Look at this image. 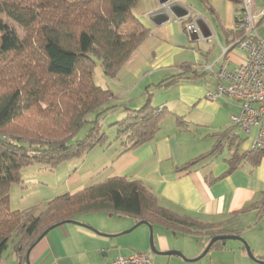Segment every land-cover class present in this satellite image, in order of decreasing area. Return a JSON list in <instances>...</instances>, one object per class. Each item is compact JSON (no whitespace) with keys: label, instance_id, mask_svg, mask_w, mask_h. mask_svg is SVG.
I'll use <instances>...</instances> for the list:
<instances>
[{"label":"crops","instance_id":"crops-1","mask_svg":"<svg viewBox=\"0 0 264 264\" xmlns=\"http://www.w3.org/2000/svg\"><path fill=\"white\" fill-rule=\"evenodd\" d=\"M170 1L183 6L192 17L178 20L171 15L167 22L157 26L150 18L159 8L158 0H139L134 9L135 16L149 29V35L117 73L120 81H125L126 100L122 101L126 104L113 111H118L116 122L124 119L129 111L147 103L143 99L144 82L151 87L159 86L187 66L191 72L185 74L186 78L164 87L169 96L149 100L152 107L165 112L159 129L151 140L132 149L122 137L120 144L111 142L95 147L52 168L57 180L50 196L53 199L73 193L114 176L138 180L156 196L162 208L234 232L225 235L241 237V224H260L264 219V156L257 165L246 162L229 172L227 158L234 151L225 146L219 153L210 154L217 134L232 127L230 118L239 113V107L227 97L207 99L216 90L215 73L222 67L221 48L234 37V18L240 5L228 0H208L207 4L199 0ZM254 1L255 12L260 13L264 0ZM193 20L206 24L201 23V28L204 33L208 32L207 27L210 29V39L190 38L187 28ZM257 23L258 33L264 39V17ZM243 58L242 53L233 51L228 69L239 65ZM207 64L213 71L204 69ZM240 138L238 153L250 151L251 139L243 135ZM198 158L201 159L180 171L179 168ZM23 184H19L22 189ZM42 186L39 182V189ZM16 205L12 210L32 207L20 202ZM73 221L76 224L50 230L32 248L30 264H106L135 253L147 254L153 264H194L200 259L191 260L203 253L212 238L206 231L194 233L160 223L150 224L156 251L179 252L182 257L155 255L150 253V232L146 225L124 234L140 222L131 216L98 212L80 214ZM222 242L218 248L211 247L199 264H257L240 244ZM253 256L264 262L263 252Z\"/></svg>","mask_w":264,"mask_h":264},{"label":"trees","instance_id":"trees-1","mask_svg":"<svg viewBox=\"0 0 264 264\" xmlns=\"http://www.w3.org/2000/svg\"><path fill=\"white\" fill-rule=\"evenodd\" d=\"M138 3L0 0V259L12 241L16 263L26 264L27 250L45 230L87 213L114 212L187 232L206 231L211 237L234 234L176 215L162 208L142 182L117 176L57 196L43 206L14 211L9 208L10 187L22 183V169L36 164L52 169L108 141L99 120L116 108L106 107L113 94L94 83V68L99 62L104 76L114 78L148 37L149 29L134 14ZM233 34L227 44L241 37L235 29ZM181 70L158 87L178 83L191 72L187 66ZM95 111V118L88 120ZM164 114L148 100L113 126L117 137H124L132 149L152 139ZM86 124L85 135L74 140ZM216 137L210 154L219 153L225 146L234 151L227 158L229 172L246 162L257 165L264 156L263 151L253 150L239 154L242 139L235 135L234 127ZM222 243L215 242L212 248Z\"/></svg>","mask_w":264,"mask_h":264},{"label":"built area","instance_id":"built-area-1","mask_svg":"<svg viewBox=\"0 0 264 264\" xmlns=\"http://www.w3.org/2000/svg\"><path fill=\"white\" fill-rule=\"evenodd\" d=\"M254 0H241L234 18V28L241 37L221 48L222 67L215 73L216 90L207 95L214 101L227 97L239 107V113L231 116L235 135L251 139L253 151L264 152V39L258 33L257 20L264 17V8L255 12ZM233 51L244 55L243 61L230 69ZM206 71H213L205 65ZM106 264H153L147 254L135 253L117 257Z\"/></svg>","mask_w":264,"mask_h":264},{"label":"rangeland","instance_id":"rangeland-1","mask_svg":"<svg viewBox=\"0 0 264 264\" xmlns=\"http://www.w3.org/2000/svg\"><path fill=\"white\" fill-rule=\"evenodd\" d=\"M260 4V2H259ZM262 10L264 8V3L262 5ZM16 32L21 35V31L18 27H14ZM262 29V28H261ZM263 29H264V24H263ZM119 75L115 76L114 78H106L104 77L103 74V69L100 65L99 62H96V66L94 68V83L101 87L102 89L110 90L113 94V97L108 101L106 104V107H120L122 104H126L122 101V99H125V92H127V88L125 87V81H120L121 79L118 77ZM143 83V82H142ZM142 91L145 94L143 99H145V102L150 100L154 97H158L157 101L160 100V98H164L169 96V92L167 89L164 87H158L154 85L153 87L148 86V83L145 82L142 84ZM126 100V99H125ZM98 111H95L91 114L88 115V120H92L95 118V115ZM118 111L113 112L110 111L107 114L103 115L101 119L99 120L101 131L105 133V135L108 137V141L106 142V146L108 143H117L120 144L122 142L121 139L122 137H117V129L116 127L113 126V124L116 122V115ZM163 116L161 117V119ZM161 121V120H160ZM89 125H84L82 129L77 133V135L74 137V140L76 139H81ZM84 155V154H83ZM58 165L55 167L57 168ZM53 169L47 168L43 165H33L30 167H26L22 169V182L23 184V189L21 188V185L19 184H13L10 187V192H9V208L10 210L16 209L15 207L17 206L16 204H25L27 203L28 205H38L41 202L47 203L52 199L50 195L52 190L55 186L57 177L52 172ZM32 178V180H31ZM43 184L41 189L38 187V183ZM32 184H35L33 186ZM37 184V185H36ZM15 187V188H14ZM51 197V198H49ZM43 206V204H41ZM14 211V210H12ZM259 223V222H258ZM255 222L253 223H245L241 224L240 228L243 229V232L241 234V238L244 239V241L247 243L249 246L252 254L254 255L255 253H264V219L260 224ZM228 244H240V246H243L240 242L238 241H227ZM13 242L10 241L7 249L4 251L2 260L0 264H16V259L13 256ZM250 259V258H249ZM204 259H200L199 261L195 262L194 264H199L203 261ZM255 263V262H254Z\"/></svg>","mask_w":264,"mask_h":264},{"label":"water","instance_id":"water-1","mask_svg":"<svg viewBox=\"0 0 264 264\" xmlns=\"http://www.w3.org/2000/svg\"><path fill=\"white\" fill-rule=\"evenodd\" d=\"M158 4H159V8L158 10L151 15L150 21L154 24V25H162L163 23L167 22L170 18V16L172 15L175 19H184V18H191L192 14L189 13L188 10H186L183 6H180L179 4L173 3L170 0H158ZM202 24H204L206 26V24L204 22H201ZM201 23L197 20H193L192 24L188 26L187 30H188V34L190 36L191 39L193 40H198L200 37L203 39H210L212 36V33L210 31V29L207 27V33H204L203 29L201 28ZM68 223H72V224H76L75 221L73 220H69V221H64V222H60L52 227H50L49 229L45 230L36 240V242L27 250L26 252V257H25V261L26 264H30L29 262V255L30 252L32 250V248L38 244L44 237L45 235L52 229L64 225V224H68ZM140 225H146L149 228V232H150V236H149V246H150V253L151 254H155V255H164V256H170V255H177V256H181V254L179 252H174V251H169V252H158L156 251V249L154 248L153 245V240H152V229L150 224H148L145 221H140L137 224L134 225L133 228H131L130 230L124 232V234L131 232L133 229L137 228ZM238 241L240 242L244 249L245 252L247 254V256L255 263L257 264H264L263 261H260L258 259H256L249 246L247 245V243L244 241V239H242L241 237L237 236V235H220V236H214L210 239L209 243L207 244V246L205 247L203 253L196 258L195 260H191V261H197L199 259H201L202 257H204L209 250L211 249L212 245L215 242L218 241Z\"/></svg>","mask_w":264,"mask_h":264}]
</instances>
